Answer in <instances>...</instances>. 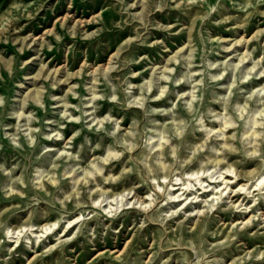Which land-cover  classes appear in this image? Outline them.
<instances>
[{"label":"rangeland","instance_id":"obj_1","mask_svg":"<svg viewBox=\"0 0 264 264\" xmlns=\"http://www.w3.org/2000/svg\"><path fill=\"white\" fill-rule=\"evenodd\" d=\"M208 63L218 67L208 69ZM188 72L195 74V87L175 84ZM201 73L203 83H196ZM221 74L218 81L209 78ZM159 76L169 79L157 81ZM128 84L136 86L131 96L125 92ZM142 87L151 88L144 94L146 108H172L179 94L193 92V107L199 109L194 115L203 119L205 129L224 128L226 137L236 136L227 143L237 151L222 156L223 178L201 177L203 187L188 181L195 187L183 193L171 178L167 185L161 178L165 191L171 187V195L184 197L166 202L146 179L147 170L129 162L125 153L100 166L106 176L119 175L125 166L133 171L115 183L99 178L97 183L109 201L121 197L123 205L135 200L151 205L147 211L121 207L108 216L107 204L103 212L92 204L100 193L89 200L82 185L79 199L62 206L72 193V180L82 175L69 177L65 170L87 168L94 157L115 147L108 135L113 125L101 127L96 121L111 115L128 130L136 120L137 131H143L154 127L149 120L163 124L171 119H146L143 110L128 107ZM162 87L167 93L154 99ZM260 89L264 0H0V264H264V185H259L264 179V117L256 119L264 108ZM237 106L244 109L243 119ZM213 113L225 119L214 120ZM176 116L191 120L183 101ZM56 131L61 139H44ZM207 136L193 121L180 156H185L183 144H201ZM223 143L208 139L197 161L216 158L207 149ZM60 153L79 154V159L67 160L66 154L56 159ZM197 161L177 176L198 171ZM37 173L49 177L40 181L42 187L36 186ZM242 187L247 192L237 191ZM88 188L94 191L96 184ZM176 209L177 215L165 217Z\"/></svg>","mask_w":264,"mask_h":264},{"label":"clouds","instance_id":"obj_2","mask_svg":"<svg viewBox=\"0 0 264 264\" xmlns=\"http://www.w3.org/2000/svg\"><path fill=\"white\" fill-rule=\"evenodd\" d=\"M189 2H194V0H189ZM218 65L208 63L207 68L212 69L216 68ZM235 69H239V65H233L232 66ZM135 75V73H133ZM194 73L188 72L186 73L183 78L178 79L175 81V84L179 85L181 83H190L193 84V87H195V84L193 83L192 77L194 76ZM202 79L199 82L196 83H203V73H201ZM211 81H218L223 78V74L221 75H215L209 77ZM168 76H159L157 78V81L159 80H168ZM146 85L151 84V81H146ZM234 86V84H233ZM136 87L135 85L128 84L127 88L125 89V92L128 96H131L133 88ZM168 89L167 87H162L159 90V93L154 99H160L162 98L166 93ZM145 92L150 93L151 88L150 87H142L141 88V95L138 98H132L131 101L128 103V107H137L144 111V116L147 119L150 116L154 115H160L168 117L170 116L171 119H169L166 123L161 124L158 121L155 120H149L148 123L154 125V127H145L143 131H137L139 124L136 120H133L132 128L128 130H122L120 127V121L115 120L111 115H106L103 117L102 120L96 121L97 124H99L101 127L104 123H109L113 125V130L108 132V135L113 138L115 147H119L121 151H116L115 147L109 146L107 149V154L103 157H94L91 163L88 165L87 168H81L79 166L71 167V171L68 172L67 169L65 170V174L69 177H75L77 176V173H82V175L78 176L76 179L72 180L73 190L72 193L65 196L64 200H62L60 203L63 206L65 202L71 201L73 197H76L79 199L81 196V191L79 190L81 185L83 186L84 190L88 192L89 200H91V197L96 193H100V200L99 201H92V204L95 207H99L101 211H104V205H108L107 209V215L113 216L114 214L118 213L121 209V207L125 208H132L133 206L137 208H143V210L147 211L148 208L151 207V205H143L135 200H133L131 203L123 204L121 205V197H117L115 201H109L106 198V193L102 190L100 185L97 183V178H99L104 184L108 183H115L118 180H120L125 174L130 173L133 171L132 168L129 167H123L122 171L119 175H105L104 169L100 165H107L111 161L114 160H120V158L125 154L128 153L129 162H133L138 165H142L147 170L146 179H148V182L153 184L155 186V192L163 194L165 196L166 202L168 201H176L183 199V194L173 196L170 194L171 187H169L168 191H165L163 187H161L160 183H158V180L162 178L163 184L167 185L169 178L172 180V184L180 187L183 190L185 189H193L195 185L201 184V177H207L209 180L213 179H222L223 173L220 171V163L222 160L223 153L225 151L235 152L237 149L227 143L229 139L235 140L236 136L233 135L232 137H226L224 135V128H221L218 130V132H211L204 127V121L202 118H199L197 115H194V113H198L199 109L193 107V101L197 98L193 94V92H185L183 94H179L177 98V103L173 104L172 108L165 109V108H146L145 107ZM259 94L261 96H264V89L259 90ZM231 95V91H229V96ZM255 95V93L253 94ZM185 96L191 97L189 100H184ZM111 100L115 101L117 98L115 95L110 97ZM221 99L227 100L228 97H222ZM251 99V97L249 98ZM181 101H183V105L189 116H191V120L186 121L183 119H177L176 116V107L177 104H179ZM261 104H264V100L260 101ZM3 104V98H0V105ZM246 107V105H245ZM237 112L239 114V118L243 119L244 117V109L240 108V106H237ZM67 113H61V118H66ZM259 117H264V108H262L258 113H256V119H259ZM211 118L216 120L223 121L225 117L218 116L216 114H212ZM77 122H79V118H75ZM195 122L196 125L199 126V130L205 131L208 133L207 138L205 139L204 143L196 144L193 146H188L187 144H183L184 150H185V156H180L181 146L182 142L184 141V134L188 130L190 124L192 122ZM234 126V125H229ZM264 126V125H261ZM101 128L97 127V131H100ZM123 131V135H118V133H121ZM75 135H79V133H74ZM215 137L217 140H223L224 143L220 144L219 147H212L210 149H207L208 151L215 154L216 158H205L202 161H197V157L199 154L203 153L207 148L208 139H211L212 137ZM61 139V133L59 131L53 132L49 136H45L44 139ZM177 141V143H172V141ZM34 143L33 139L29 137V145L31 146ZM96 148H99V145H96ZM140 149L141 152L138 155V157H134L132 154L136 152L137 149ZM95 150V149H94ZM67 155V160H78L79 154L72 155L71 153H60L59 156L56 157V159H60L62 156ZM248 155H256V153H249ZM67 160H65V163H67ZM193 161H197L199 170L192 172L190 174L184 175L183 178L178 177L177 173H184V169L193 163ZM209 165H211V169L209 170ZM59 167L56 164H53V168ZM0 171H3V166H0ZM231 171V169H229ZM215 173V175H214ZM6 175H10V173H5ZM39 179L36 182L37 187H42L40 184L41 180L48 179L49 177L47 174L41 175L40 173H37ZM195 181V185L189 183L188 181ZM19 183H23V180H19ZM96 184L95 190H89L88 185ZM259 185H264V179H261L259 181ZM11 189H9V194L11 193ZM237 191L239 192H247L246 187L238 188ZM248 195H251V192L247 193ZM131 193H125V196H130ZM155 195V193H154ZM149 200H152L153 197L149 196ZM195 197H193V200ZM115 205V207H113ZM233 207L237 208L238 210H245L242 209L240 205H232ZM180 211V209H176L175 211H169L165 213V217H171L177 215V213ZM83 219V217H81ZM72 223H75L73 221ZM143 226V225H141ZM68 227H71V223L68 224ZM23 231L31 232V229H26ZM79 231V230H78ZM23 232L16 233V236L22 235ZM6 235L11 239L13 237V233L11 231H8ZM40 237H37V243H39ZM27 243L30 245L31 240L27 241ZM197 264H199V261H197Z\"/></svg>","mask_w":264,"mask_h":264},{"label":"bare ground","instance_id":"obj_3","mask_svg":"<svg viewBox=\"0 0 264 264\" xmlns=\"http://www.w3.org/2000/svg\"><path fill=\"white\" fill-rule=\"evenodd\" d=\"M108 68V67H107ZM209 189V188H208Z\"/></svg>","mask_w":264,"mask_h":264}]
</instances>
